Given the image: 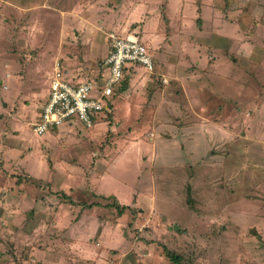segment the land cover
<instances>
[{
    "label": "rangeland",
    "instance_id": "374dc122",
    "mask_svg": "<svg viewBox=\"0 0 264 264\" xmlns=\"http://www.w3.org/2000/svg\"><path fill=\"white\" fill-rule=\"evenodd\" d=\"M151 4L0 0V264H264V0ZM112 32L154 73L36 136L55 70L96 78Z\"/></svg>",
    "mask_w": 264,
    "mask_h": 264
},
{
    "label": "built area",
    "instance_id": "2783aa9c",
    "mask_svg": "<svg viewBox=\"0 0 264 264\" xmlns=\"http://www.w3.org/2000/svg\"><path fill=\"white\" fill-rule=\"evenodd\" d=\"M109 38L110 51L101 63V75L96 78L66 81L61 70H55L47 100L33 126L35 135L43 137L53 128L74 121L87 128L93 127L121 87L125 74L142 67L154 73V58L139 37L112 32Z\"/></svg>",
    "mask_w": 264,
    "mask_h": 264
},
{
    "label": "crops",
    "instance_id": "0c3cea01",
    "mask_svg": "<svg viewBox=\"0 0 264 264\" xmlns=\"http://www.w3.org/2000/svg\"><path fill=\"white\" fill-rule=\"evenodd\" d=\"M152 2H153V4L154 5H156L155 3H157V1L159 2L160 0H151ZM153 4H151V6L152 7H154L153 6ZM140 13L139 12H137V14L136 13H134L133 15H134V17H136L137 16V18H139V15ZM119 33V32H118ZM119 34H123V35H127V34H130V33H128V32H125V33H119ZM148 47V46H147ZM149 48V47H148ZM110 49V48H109ZM110 51V50H109ZM149 51H150V49H149ZM151 52V51H150ZM109 53V52H108ZM152 54V53H151ZM153 55V54H152ZM108 56V55H107ZM61 70V69H60ZM136 72V71H138L137 69H135V70H132V71H130L129 73H127V74H130V73H132V72ZM61 72H62V70H61ZM63 75H64V73H63ZM99 75H101V68L99 69V71H98V74L96 75V77L97 76H99ZM78 81V80H77ZM49 94V93H48ZM47 97H48V95L46 96V98H45V100H44V102L47 100ZM44 104V103H43ZM40 113H41V109H40V112H39V115H38V118H37V121H38V119H39V116H40ZM99 121H98V119H97V121H96V123H95V125L97 126ZM78 124H80V122H78V121H74V122H71V123H67V124H64V125H62V126H60V127H58V128H53L52 130H50V132H48V134H51L54 130H57V134L56 135H54V136H52L51 138L53 139V140H60L62 137H65V136H67L68 134H69V132H71L72 131V129L74 128V127H77L78 126ZM82 125V124H81ZM96 126H95V128H96ZM47 134V135H48ZM37 136V135H36ZM46 136V135H45ZM39 137V136H38ZM50 138V139H51ZM59 142V141H58Z\"/></svg>",
    "mask_w": 264,
    "mask_h": 264
},
{
    "label": "trees",
    "instance_id": "16d2710c",
    "mask_svg": "<svg viewBox=\"0 0 264 264\" xmlns=\"http://www.w3.org/2000/svg\"><path fill=\"white\" fill-rule=\"evenodd\" d=\"M126 82H127V75L125 74V77H124V79H123V82H122L121 87L123 86V88H124V85H126ZM121 87H120V88H121ZM120 88H119V89H120ZM125 89H126V88H125ZM115 93H116V92H115ZM115 93H114V95H115ZM110 103H111V102H108V106L106 107L107 109L110 107ZM107 109H106V110H107ZM96 121H97V120H96ZM96 121H95V123H96ZM63 198H66L70 204H72V205L74 204L73 199L70 198L69 196L64 195ZM116 201H117V200H116ZM116 201H115V203H116ZM115 203H114L113 205H109V206H110L111 208H112V207H116V208L119 210V213H120L121 215L125 213L126 209H128L126 206H121V207H120L119 203H118V205L116 206ZM82 206H83L84 208H92V207H94V206H100V204H99V203H92V204H88V205H87V204H82ZM166 256H167V258L170 259V261H171L172 263H174V264H182V263H181V261H182L181 256H179V255H177V254H175V253H169L167 250H166Z\"/></svg>",
    "mask_w": 264,
    "mask_h": 264
}]
</instances>
